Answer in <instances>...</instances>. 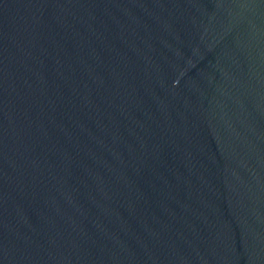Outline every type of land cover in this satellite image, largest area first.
<instances>
[{
    "label": "water",
    "instance_id": "95a60500",
    "mask_svg": "<svg viewBox=\"0 0 264 264\" xmlns=\"http://www.w3.org/2000/svg\"><path fill=\"white\" fill-rule=\"evenodd\" d=\"M0 264H264V0H0Z\"/></svg>",
    "mask_w": 264,
    "mask_h": 264
}]
</instances>
